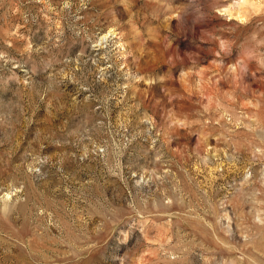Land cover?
Masks as SVG:
<instances>
[{"label": "rangeland", "instance_id": "1", "mask_svg": "<svg viewBox=\"0 0 264 264\" xmlns=\"http://www.w3.org/2000/svg\"><path fill=\"white\" fill-rule=\"evenodd\" d=\"M0 264H264V0H0Z\"/></svg>", "mask_w": 264, "mask_h": 264}]
</instances>
